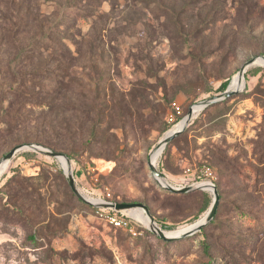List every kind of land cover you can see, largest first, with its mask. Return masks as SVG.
<instances>
[{
  "label": "rangeland",
  "instance_id": "obj_1",
  "mask_svg": "<svg viewBox=\"0 0 264 264\" xmlns=\"http://www.w3.org/2000/svg\"><path fill=\"white\" fill-rule=\"evenodd\" d=\"M68 1L0 0V110L11 105L25 122L10 135L0 125V162L20 144L71 156L87 199L146 204L176 236L208 212L201 213L206 198L193 192L214 194L209 186L172 194L150 168L171 102L184 107V118L240 87L226 103L196 110L154 164L178 188L187 168L212 167L218 218L205 235L172 244L149 229L139 208L118 210L133 231L117 227L74 193L62 157L22 149L0 176V264H208L203 238L214 264H225V249L264 264V227L248 217L264 223V66H249L244 86H232L249 59L264 55V0H104L86 8L94 18L76 21V29L65 18L76 12ZM16 82L23 93L8 89Z\"/></svg>",
  "mask_w": 264,
  "mask_h": 264
},
{
  "label": "water",
  "instance_id": "obj_2",
  "mask_svg": "<svg viewBox=\"0 0 264 264\" xmlns=\"http://www.w3.org/2000/svg\"><path fill=\"white\" fill-rule=\"evenodd\" d=\"M263 65L264 66V55H259V56H255L252 57L251 59H249L239 70V76L241 78H244V73L246 72V70L248 69L249 66L252 65ZM240 91V90H236V89H231V87L229 86L222 94L217 95L215 97H212L208 100H205L197 105H202V109H204L206 106L210 105L211 103L223 100L231 95H233L235 92ZM196 105L192 106L190 108V110L188 111L187 115L183 118L185 119V124L184 126L174 132H169L167 133V135L160 141V143L158 144V146L152 151L151 153V159L154 155V153L161 147H163V150L165 148V146L175 137L177 136L179 133H181L186 126L190 123L191 119L194 117V107ZM201 109V110H202ZM22 149H32L34 151L40 152V153H44L46 155L52 156V157H56V158H60V157H64L67 162H68V170H65V173L67 175L69 184L72 188V190L74 191V193L83 201H86L88 203H91L93 205H95L96 207H100V208H111V209H116V210H127L130 208H134V207H141L144 208L147 213L150 215V217L152 218V222L153 225L151 227H149V229L151 231H153L154 233H156L158 236L164 238V239H168V240H172V239H178L181 237H186L189 235H192L196 232H198L199 230H201L202 227L206 226L215 216L217 209H218V205L220 202V194L218 192V190L215 188V185H211L213 187V194H214V198H213V202L208 210V212L206 213L204 220L203 221H198L197 223H195L194 226H192L191 228L185 230L182 234L178 235V236H167L165 231L155 222L153 216L151 215L149 209L147 208L146 205L142 204V203H117V202H112V201H95L92 202L91 200L87 199L78 189L77 185H76V181H75V177L73 174V170H72V164L71 161L69 159L68 156L64 155L61 152L58 151H53L50 149H47L43 146L37 145V144H20L15 146L14 148H12L2 159V161L0 162V164L4 161H7L9 163V161L14 157V155ZM150 168L154 174V176L156 177L157 180H159L164 187H167L168 189H170L171 191H180V192H188V191H192L196 188H206L203 185H198V184H192L189 186H185L182 188H176L174 186H172L168 180L166 179V177L162 174V172H160L157 167L151 162L150 160Z\"/></svg>",
  "mask_w": 264,
  "mask_h": 264
},
{
  "label": "trees",
  "instance_id": "obj_3",
  "mask_svg": "<svg viewBox=\"0 0 264 264\" xmlns=\"http://www.w3.org/2000/svg\"><path fill=\"white\" fill-rule=\"evenodd\" d=\"M103 1L104 0H89V3L87 5H85L84 7H79L77 0H69L67 2V6H69V8L76 11L74 14L65 16L66 19H69L73 22L72 25H69V26L71 28L75 27V29H76L78 26H75V25H76V21H78V20L81 22L90 23L94 17H92V13L86 8H93L96 4H98V7H100ZM87 6H89V7H87ZM73 31H74V29H73ZM43 41H46V40H43ZM28 50L29 49H25L24 51L27 53ZM13 71H15V70H13ZM17 84H19V83L16 82L14 85L12 84L8 89L14 93H17V94H18V92L23 93L22 89H20V88L18 89L15 87ZM228 84H229V82L227 80L224 81L220 86V91H224L227 88ZM234 97H235V95H231L228 98L221 101V103H226L227 101L233 99ZM183 110H184V113L181 117L178 118V122L185 115L184 107H183ZM21 116L22 115L18 111H14V109L12 108L11 105L1 107L0 125L5 126L7 128L5 130V133L7 132V134L10 135V134H13L14 129L21 131L22 129L25 128L24 127L25 122L21 119ZM171 129H172V125L168 124V126L166 127V131H170ZM52 148H54V150L57 149V147H55L53 145H52ZM28 154L29 153H24L25 156H27ZM69 157L72 159L71 156H69ZM161 188L166 190V191H170L166 188H163V187H161ZM170 192L172 194H176V195L177 194L185 195L188 193V192H180V191H177V192L176 191H170ZM193 194H195L199 197L206 198V202L201 209V213L209 210V208L213 202L212 198L206 192H202V191H195V192H193ZM144 205H146V204H144ZM220 205H221V202H219L217 212H216L213 220L210 222L209 225L216 224ZM146 206L149 208L148 205H146ZM149 210H150V208H149ZM248 217H249V220H252L255 222L254 223L255 225L252 227H259V228L264 227V223H262V221L256 219V217H253V216H248ZM198 219H199V215H197L193 221L198 220ZM209 225L206 227H202L201 230H199V233L205 235L206 229L209 227ZM248 238H252L251 235L245 237L243 242L245 245L248 244V246H249L252 243V241ZM31 239L35 241L34 235H31ZM159 239L166 244H172L174 242H181L182 241L181 239L180 240H168V239H164V238H159ZM200 244H201L200 245V257L201 258H208L209 259L208 264H214L215 263L214 259H212V257H211L213 254V250H214L212 244L209 242V240L207 238H203ZM248 246H246V247H248ZM225 250H227V251H225V252H227L225 264H251V262H252V261L246 259V257H244V256L238 257V253H236L234 251H228V249H225Z\"/></svg>",
  "mask_w": 264,
  "mask_h": 264
},
{
  "label": "built area",
  "instance_id": "obj_4",
  "mask_svg": "<svg viewBox=\"0 0 264 264\" xmlns=\"http://www.w3.org/2000/svg\"><path fill=\"white\" fill-rule=\"evenodd\" d=\"M184 113L183 106L177 101L174 100L171 102L170 111L167 114V122L168 124L175 126L178 124V118L181 117ZM185 175L183 179V183H185L182 187H185L189 181L192 182V184H198L202 185L204 183H208L209 185H215V173L209 165H202L201 167H198L196 169L187 168L185 170ZM173 186V185H172ZM179 187V188H182ZM178 188V187H176ZM98 201H108L107 199L98 198ZM113 211L106 212V208H100V210L97 211V214L99 217L107 219L112 224H114L117 227H123V228H129L131 231H133L132 223L130 219L127 216H124L119 213L116 209H111Z\"/></svg>",
  "mask_w": 264,
  "mask_h": 264
},
{
  "label": "bare ground",
  "instance_id": "obj_5",
  "mask_svg": "<svg viewBox=\"0 0 264 264\" xmlns=\"http://www.w3.org/2000/svg\"><path fill=\"white\" fill-rule=\"evenodd\" d=\"M233 84H232V86L233 87H238L239 85H241V87L242 86H244V78H241L239 75H237V76H235L234 77V79H233V82H232ZM236 90H240V87L239 88H236ZM200 108H202V105H196L195 107H194V113L196 112V110H198V109H200ZM180 123V124H179ZM178 124H176L175 126H173V128L169 131V132H174V131H177V130H179V129H181L183 126H184V124H185V119H182L180 122H179ZM175 127H176V130H174L175 129ZM168 132V133H169ZM163 150V147H161V148H159L155 153H154V158H153V164H155V162H156V159H157V157L159 156V154H160V152ZM62 161H63V164H64V167L68 170V167H69V165H68V162H67V160L64 158V157H62ZM6 163H7V161H4V162H2L1 164H0V176L4 173V171H5V169H6ZM205 184V183H204ZM208 184V183H207ZM207 184H205V185H203V186H209L210 188H213L211 185H207ZM136 208H139V209H142L146 214H144V213H142V220L144 221V223L145 224H147L148 226H152L153 225V222H152V218L150 217V215L147 213V211L144 209V208H141V207H134V208H130V209H127V210H133V209H135L136 210ZM203 220H204V218H203ZM203 220H201V221H203ZM200 221V222H201ZM195 225V224H194ZM194 225H192V226H194ZM192 226H189V227H185V228H183V229H181L179 232H181V233H179L178 235H180V234H182L185 230H187V229H189V228H191ZM173 231V230H172ZM166 233V235L168 234V235H170L171 233L170 232H165ZM167 235V236H168ZM178 235H176V236H178Z\"/></svg>",
  "mask_w": 264,
  "mask_h": 264
}]
</instances>
